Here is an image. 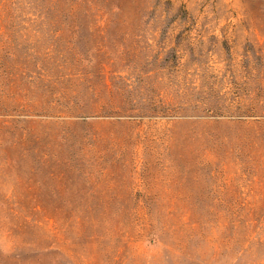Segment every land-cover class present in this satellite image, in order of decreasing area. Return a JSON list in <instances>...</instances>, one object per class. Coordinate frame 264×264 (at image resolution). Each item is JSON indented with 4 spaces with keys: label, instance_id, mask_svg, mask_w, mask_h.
<instances>
[{
    "label": "rangeland",
    "instance_id": "1",
    "mask_svg": "<svg viewBox=\"0 0 264 264\" xmlns=\"http://www.w3.org/2000/svg\"><path fill=\"white\" fill-rule=\"evenodd\" d=\"M0 264H264V0H0Z\"/></svg>",
    "mask_w": 264,
    "mask_h": 264
}]
</instances>
